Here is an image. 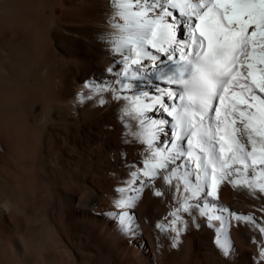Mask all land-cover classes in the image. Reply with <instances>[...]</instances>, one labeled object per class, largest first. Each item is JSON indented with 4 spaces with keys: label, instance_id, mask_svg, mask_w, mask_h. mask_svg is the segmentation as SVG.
Instances as JSON below:
<instances>
[{
    "label": "bare ground",
    "instance_id": "1",
    "mask_svg": "<svg viewBox=\"0 0 264 264\" xmlns=\"http://www.w3.org/2000/svg\"><path fill=\"white\" fill-rule=\"evenodd\" d=\"M108 12L109 0H0V264H264V235L215 209L210 214L226 218L230 257L216 247L221 222L199 209V227L181 213L189 223L171 248L175 233L156 224L172 219L183 185L156 197L155 189L168 187L157 180L143 192L129 210L134 235L108 215L121 211L114 201L130 179L128 166L142 168L144 159L143 146L125 142L132 138L120 120L122 102L111 92L104 105L80 99L86 84L111 81L122 68L99 38ZM146 81H131L124 94L166 88ZM214 203L264 218L259 199L228 184Z\"/></svg>",
    "mask_w": 264,
    "mask_h": 264
},
{
    "label": "snow or ice",
    "instance_id": "2",
    "mask_svg": "<svg viewBox=\"0 0 264 264\" xmlns=\"http://www.w3.org/2000/svg\"><path fill=\"white\" fill-rule=\"evenodd\" d=\"M106 22L99 38L122 68L111 81L86 84L89 94L80 99L95 97L104 105L105 93L111 92L114 101L122 102L120 120L125 136L132 138L125 142L143 146L144 157L142 168L128 166L126 187L116 189L121 195L114 203L121 211L108 215L118 218L122 233L134 235L129 210L143 192L155 188L157 180L168 187L155 189L156 197L173 188L179 193L183 185L179 206L168 213L172 219L156 228L175 233L171 248H178L177 238L189 223L181 213L199 227V209V216L221 222L216 247L230 257L235 249L224 236L226 218L212 210L227 212L237 227L246 222L264 235V218L214 203L221 185L228 184L259 199L264 212V0H109ZM153 77L168 87L157 86L152 96L124 94L133 89L131 81ZM259 256L264 257V244Z\"/></svg>",
    "mask_w": 264,
    "mask_h": 264
}]
</instances>
